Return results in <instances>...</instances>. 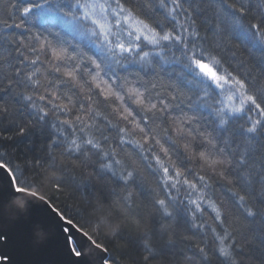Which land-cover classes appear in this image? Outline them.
I'll return each mask as SVG.
<instances>
[{
	"label": "snow or ice",
	"instance_id": "snow-or-ice-1",
	"mask_svg": "<svg viewBox=\"0 0 264 264\" xmlns=\"http://www.w3.org/2000/svg\"><path fill=\"white\" fill-rule=\"evenodd\" d=\"M52 15L59 25L45 23ZM60 88L68 91L53 90ZM20 103L27 118L16 107ZM112 104L117 123L105 114ZM97 117L105 121L103 129ZM108 130L119 144L104 150L93 133L107 143ZM136 131L143 142L129 138ZM125 144L132 148L130 163L117 159ZM12 145H24V154L35 158L13 165ZM0 149V208L13 196L32 206L29 198L37 193L29 186L45 166H59L63 176L55 190L69 171L79 170L78 179L73 176L77 187L88 190L83 211L99 193L98 205L126 221L104 237L108 243L82 228L78 239L62 227L66 217L40 196L59 223L61 251L72 264H120L117 253L132 264H252L257 252L264 264V0H7L0 15ZM133 154L149 169L155 161L165 193L152 199V211H138L135 221L136 193L128 185L141 193L143 186ZM192 160L209 171L188 179L193 173L185 162ZM22 168L31 170V180ZM217 184L242 212L251 235L237 236L224 226L225 211L204 191ZM183 186L186 204L171 195ZM204 205L219 226L211 228V248L206 222H197ZM157 214L168 223L158 224ZM66 222L74 227L72 219ZM37 223L55 232L45 216L29 211L27 218L11 220L0 211V264H11L3 249L15 234L24 238L17 264H34ZM125 233L117 250L114 242Z\"/></svg>",
	"mask_w": 264,
	"mask_h": 264
},
{
	"label": "trees",
	"instance_id": "trees-1",
	"mask_svg": "<svg viewBox=\"0 0 264 264\" xmlns=\"http://www.w3.org/2000/svg\"><path fill=\"white\" fill-rule=\"evenodd\" d=\"M7 3V0H3L2 3H0V15L3 14L5 10V4ZM45 23L51 24V25H59L61 23L60 18L56 15L50 16ZM87 42V40H86ZM88 50L87 48L85 49ZM91 54V53H90ZM43 72V69H42ZM53 82L55 81V77H50ZM85 79H89V77H85ZM58 92H67V88H60V89H53ZM30 91V90H29ZM43 92V88L40 90ZM102 99V98H101ZM19 113H22L24 118H27V111L22 106V103L16 105ZM116 107V104H112L111 107L106 111L105 114L109 115V118L113 120V123H117V118L111 114V108ZM134 107V106H133ZM101 110L103 109V106L101 105ZM75 115V114H74ZM203 117L207 119V113H203ZM67 118V117H62ZM97 126L100 129H103V125L105 121H103L102 118L97 117ZM85 122L91 123L90 120H88L87 116H85ZM120 127H123L124 125L121 123L119 125ZM131 128V126H129ZM96 136V139L100 140L101 147L104 150H111L113 148H117V145L119 144V138L116 136L114 131L108 130L103 131V135L109 136L110 139L107 143H105L100 137V132H94L93 133ZM173 138H176V134L172 133ZM87 138V137H85ZM130 139H136L141 140L143 142L142 135L136 131L133 136L129 137ZM39 139L37 138L35 140V143L39 144ZM186 140H178V143L183 145ZM27 141H25V144ZM12 148H15V155L12 157V164H22L24 160H31L35 158V153H27L24 154V145H21L20 147H16L15 145H12ZM5 149H0V151H3ZM8 151H11V149H7ZM120 152V155L117 156V159L123 158L126 163H130L128 161V157L126 156L127 153L132 152V148L130 145H121L118 149ZM157 151L158 148H157ZM140 155H150V153H141ZM140 155L133 154L132 160L135 161V164L132 165V167L137 168L138 170V176H137V184L143 186V192L141 193L139 189L137 188V185L130 184L128 185V190H132L136 193L133 199V207L131 210V218H140L137 213L138 211H142L145 214L152 211V205L151 201L155 198H164L165 193L161 191L160 189L163 187L162 183H160L161 177L158 174H154L155 172V161H152L153 169H149L146 167V164L144 161L140 159ZM162 159L167 161L169 157H164L162 154ZM171 159L175 160L176 156L173 155ZM185 166L188 167L193 175L188 176V179H193V176L195 175H205L207 171L204 168L201 167L200 163H197L195 160H192L191 162H185ZM24 176L28 177L29 180L32 179V173L30 169H23ZM131 170V168H129ZM79 177V170H76L75 173L72 171H69L63 178L61 182V189L59 191L52 188L51 190H45L43 192H38L39 195H44L45 199H47L52 206H54L56 209L60 211L61 214H63L66 219H72L73 223L78 227L82 228L84 231H89L88 225L86 223V220L88 219V212L83 211V200H82V194L87 195L88 190L84 189L83 191L77 187V181L73 178V176ZM110 175V174H109ZM195 182V181H194ZM211 182V181H210ZM184 190L177 193L176 191H172L171 195L174 197H177L178 200L182 199L184 200L185 204L187 203V196H186V186H183ZM92 191L96 193V189L93 188ZM206 192V198L211 199L214 202L217 203L218 206L222 208V210L226 213V219L228 220V223L224 226L229 228L230 230L235 229L237 236L241 232H244L246 235H251V231L248 227V222L245 220L242 212H240L239 209L236 208V206L231 202V198L229 195L221 189V187L217 185H213L212 187L208 189H204ZM99 194V193H98ZM126 194V193H125ZM104 195L109 199V202H111V195L110 193H104ZM195 199V196L191 197ZM136 204H140L142 207L140 209H137L135 207ZM171 210V208H170ZM199 215V214H198ZM214 216V213H212L211 209L207 207V205L203 206V216L200 217V219L197 221L198 223L206 222V239L208 241V246L211 248L213 243V237L211 233L212 227H217L219 230V226L213 221L212 217ZM156 220L158 224H164L168 223V221L161 219L159 214L156 215ZM256 226L252 225L251 228L254 229ZM90 232V231H89ZM90 234H92L90 232ZM191 234V233H188ZM135 235V233H133ZM94 239H97V242L99 243H108L107 240L99 239L95 236H93ZM196 238H200V233L197 232ZM127 239V233L124 234V239H118V241L125 242ZM116 242V241H115ZM114 242V244H115ZM117 259L121 260H127L128 264H132V261L129 259L128 255H121L120 253L116 254ZM245 264H247V260H245ZM252 264H259V253H256V258L253 259Z\"/></svg>",
	"mask_w": 264,
	"mask_h": 264
},
{
	"label": "clouds",
	"instance_id": "clouds-1",
	"mask_svg": "<svg viewBox=\"0 0 264 264\" xmlns=\"http://www.w3.org/2000/svg\"><path fill=\"white\" fill-rule=\"evenodd\" d=\"M61 160L62 158L57 155V165H59ZM62 176L63 173L61 172L59 166H45L41 170V175L36 179V182L29 186L28 191L38 193L45 190H51L56 182L61 181ZM41 197H44V195H41ZM98 198L99 194H94L93 207L88 209V219L86 220V223L93 236L101 240H103L104 237H108L110 239L116 231H118L121 227H126L127 224L121 216L113 215L112 210L107 206H99ZM87 199V195L82 194L83 203H85ZM30 207L31 206L26 203L25 198L13 196L3 204L0 211L7 215L9 219L16 220L20 216L27 218ZM137 219L138 218H134L132 220L135 221ZM53 233L54 230H45V228H43L40 224H35L32 229L33 245L38 248L40 245H43L46 241H48L52 237ZM122 247L123 242L116 240L115 248L120 250ZM120 264H128V262L127 260H121ZM157 264H159V262H157Z\"/></svg>",
	"mask_w": 264,
	"mask_h": 264
},
{
	"label": "water",
	"instance_id": "water-1",
	"mask_svg": "<svg viewBox=\"0 0 264 264\" xmlns=\"http://www.w3.org/2000/svg\"><path fill=\"white\" fill-rule=\"evenodd\" d=\"M2 175L3 173L0 172V176ZM40 196L41 195L37 194L36 198H29L32 202L30 212L45 216L49 223L55 226V232L48 241H46L43 245H40L34 252L30 254L31 259L34 261V264H46V262L49 260L60 261L61 264H72L71 258L67 256L66 252L61 251L62 234L59 230V223L55 216L50 214L48 209L44 206L45 202L39 199ZM46 201L48 204H50L47 199ZM52 207L55 208L54 206ZM66 221L67 219L61 221L62 227H69L70 231L75 233L78 239L81 238V233L78 231L80 228H78L74 223V227L69 226ZM11 231L15 232L16 229L13 228ZM23 245V235L15 234L13 236V243L7 248L3 249V253L10 257L11 264H17V261H19Z\"/></svg>",
	"mask_w": 264,
	"mask_h": 264
}]
</instances>
